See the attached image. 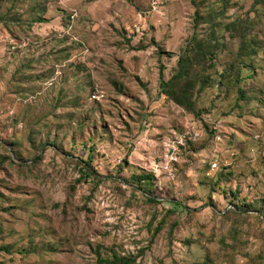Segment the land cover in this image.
<instances>
[{"label": "rangeland", "instance_id": "1", "mask_svg": "<svg viewBox=\"0 0 264 264\" xmlns=\"http://www.w3.org/2000/svg\"><path fill=\"white\" fill-rule=\"evenodd\" d=\"M115 258L264 264V0H0V264Z\"/></svg>", "mask_w": 264, "mask_h": 264}, {"label": "trees", "instance_id": "2", "mask_svg": "<svg viewBox=\"0 0 264 264\" xmlns=\"http://www.w3.org/2000/svg\"><path fill=\"white\" fill-rule=\"evenodd\" d=\"M196 40V37L194 38V41ZM194 51H197L195 53V55L198 57V59H201V58H208L209 56L213 55V53L210 52V47L209 45L206 46L204 44V41H202L201 43L198 44V49L194 50V47H192L190 49V46L188 48V50L184 51L185 53L183 55H181L179 57V60H178V68H177V71H176V74L173 75V77L169 80H165V77H164V73H163V69H160V73H159V77H160V84L163 86L164 89H166V91H168L167 87L170 86L174 81H176L177 79H184V78H188L190 77L189 75V71H188V65L190 64V55L189 53L191 52H194ZM176 102H178L179 104H182L188 108L191 107L190 103L188 102H183V101H180L179 98H176L175 96L173 97ZM139 181H147V183H155L154 181V177L151 175V176H142L140 177V180ZM151 187H155L154 184L151 185ZM154 200L158 201L156 197H154ZM105 264H131V261L129 259H125V258H121V259H113L111 262H105Z\"/></svg>", "mask_w": 264, "mask_h": 264}, {"label": "built area", "instance_id": "3", "mask_svg": "<svg viewBox=\"0 0 264 264\" xmlns=\"http://www.w3.org/2000/svg\"><path fill=\"white\" fill-rule=\"evenodd\" d=\"M97 93V92H96ZM94 94L93 95V98L95 99V98H97L98 97V94ZM220 125H217V126H214L213 127V134L215 135V137H214V139H216V141H221V138L223 137L222 136V133L220 132ZM196 136V135H195ZM186 137V136H185ZM218 168V159L217 158H214L213 160H212V162L210 163V170H209V172L207 173V175H211V173L213 172V171H215L216 169Z\"/></svg>", "mask_w": 264, "mask_h": 264}]
</instances>
